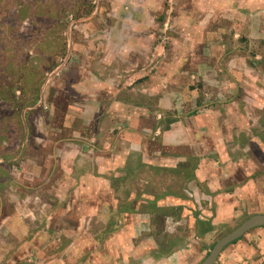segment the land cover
<instances>
[{
	"label": "crops",
	"instance_id": "crops-1",
	"mask_svg": "<svg viewBox=\"0 0 264 264\" xmlns=\"http://www.w3.org/2000/svg\"><path fill=\"white\" fill-rule=\"evenodd\" d=\"M107 1L71 24L81 23L76 37L63 33L64 72L51 99L58 105L47 107L45 118L41 110L30 116L44 135L21 143L24 159L9 168V180L0 174V203L7 204L1 193L11 180L19 196L16 216L10 209L0 216V264L21 253L19 264H64L67 257L66 264H138L143 251L156 253L159 235L179 233L173 220L187 223V248L197 249L195 231L229 207L235 179L240 203L264 194V179H252L264 170V0ZM165 2L173 8V35L167 45L155 42L156 70L140 72L145 77L127 87L124 77L150 63ZM32 152L38 157L29 163ZM31 202L39 207L25 211L22 204ZM95 218L99 223H87ZM156 256L144 264H156Z\"/></svg>",
	"mask_w": 264,
	"mask_h": 264
},
{
	"label": "rangeland",
	"instance_id": "rangeland-1",
	"mask_svg": "<svg viewBox=\"0 0 264 264\" xmlns=\"http://www.w3.org/2000/svg\"><path fill=\"white\" fill-rule=\"evenodd\" d=\"M103 1L106 2V4L108 3L107 0L106 1L103 0ZM166 1L168 2L169 0H166ZM100 3H101V0H91V4L93 5L94 9L96 6H98V8L101 7L100 9L102 10L103 7L108 6L106 4H103V3L100 4ZM27 4H29L30 6H37L34 9V11H31L32 14L34 15V17H32V18H21V17L20 18H13L14 14L30 13V6H29L28 12L24 8V7H28V6H26ZM52 6H68L69 7V6H71V1H69V0H0V11H4L5 9H8L13 13V15L12 14L8 15V19H5V20L0 19V77L2 75V71H3L4 66H6V68H5L6 75H7L8 71L10 74L9 65H8V61L10 59H11V62H13L11 64L10 68H12V66L13 67L16 66V64L19 65V63H18L19 60H17L15 56L20 55L19 52H21L20 49L22 46H24V48L27 47L26 43H24V42H25V39L28 38L27 37L28 35L25 36V34L31 32L29 27L32 26V23H34L38 26V31L37 32L34 31V33H37V38H38L37 47H39L42 44V43H39V41L42 37H45L44 34L47 33L48 30H53L52 24L54 22V17L52 15L54 14V10H53ZM165 7L163 9H166L165 13H166L167 18H165V17H164V19L161 18L160 21H159V19H157L156 21H157L158 25L156 27H154L155 34H154V39H153V45L151 46V57L152 58L150 59V63L144 62L143 64H140L138 66L140 68L137 71H144L145 70L146 72H149V73L154 72L156 70V67L158 66L156 61L153 62V57L155 55L154 52H157L156 49L155 50L153 49V47L157 44L155 42L156 41H161V42L163 41L164 45H167L169 42V39H171L170 36L173 35V26H172L173 13H171V10L173 8H172V6L171 7L168 6L166 2H165ZM94 9H93V11H94ZM39 10H45V13L42 15H39ZM60 13L64 14L65 21L68 24L70 21H73L74 16L72 13H68L65 11L62 12V10L60 11ZM91 14L86 18H89L91 16ZM26 16L27 15H23L22 17H26ZM162 17H163V15H162ZM82 20H79V21H82ZM79 21H76L75 23H78ZM71 24L68 25L69 29L64 28L62 33H66L67 30L68 31L72 30L73 32H77V31L81 32L82 26H79L81 23L79 25L78 24L71 25ZM21 28H22V30H21ZM19 30H21V35L23 37L19 35V33H18ZM24 32H26V33L24 34ZM207 32L208 31L206 30L205 39H206ZM50 36H52V35L50 34ZM208 37L210 39L212 38V36H208ZM66 39H67V36H66ZM88 41L93 42L91 39H89ZM15 43H21L19 49L15 47ZM31 46H33V47H31V48L27 47L25 49L27 52V58H26L25 62H31V64L41 66L42 62L45 59H44V57L41 56L40 53L36 52L33 49L35 47V45L32 44ZM201 46H202V42H197L195 44V52L197 53V55L200 54ZM66 49H67V47H66ZM37 51H39V50H37ZM164 53H165V51H164ZM62 57L63 56H61V57L58 56L57 58H55L54 68H52V69H54V72L52 74H50L49 71L44 72V75H43L44 80L42 81V83L40 85H34L32 88V92L34 95L36 93L39 94V99H38V102L36 104H39V103L42 104V106H40V108H41V112L44 113V115H43L44 118L50 114L49 109L47 107L52 106V104L58 105L57 101H55V103L54 102L51 103V99H52L53 94L55 92V90L53 89L52 86H53V82L59 80L61 78L63 72H64L63 71L64 69L58 68V67H61L65 64L64 58L62 59ZM141 77H145V75H141L140 72L137 73L136 77L132 76V77L127 78L125 76L124 77V84L127 87H134L136 84L139 83V79ZM17 78H18V76H17ZM46 81H48V82H46ZM127 82H129V83H127ZM43 85H45L44 87H46L45 90H47V92L40 91L42 89ZM71 90L72 89H68V95L69 96H72V94H73ZM245 94L248 95V92H246ZM56 114H57V112L55 113V115ZM43 117L42 118L40 117L37 121H35V124L41 125L43 122V119H44ZM250 123L255 124L254 121H252V120ZM32 126H33L32 136H33V133L35 135H38V136L44 135L43 132L38 131L39 129H36L34 127L33 121H32ZM42 126H45V122L43 123ZM32 140H33V138L31 139V142H29V141L28 142L32 143L33 142ZM37 140L38 139H36L35 141H37ZM254 142H256V140ZM257 144H259V145L262 144V141H260V140L257 141ZM7 147L12 148L13 147L12 143L11 142L8 143ZM37 157H38V154L32 152L31 155H29L27 157V162L30 163L32 161H35V159ZM3 163H5V162H3L2 158L0 157V164H3ZM12 170H13V168H12ZM259 174L260 175L262 174V176L257 175V177H254L252 179L256 180V178H257V180H260V177L264 179V170H263V172H260ZM11 179H12V175H11ZM262 182H263V180H262ZM256 186L259 187L258 185H256ZM15 188L16 187H15L14 181L11 180V182L7 185V187L1 193V194L4 193V195L11 197L12 200L10 201L9 197H6L5 201L7 204L0 203V216L4 215L6 209L11 210L10 216H12V217L16 216V214L14 213V210L18 207L15 206V203L13 200H14V198L16 200H18L19 196H17L15 194ZM244 188L247 190H250L249 193L251 194V196H253L252 194H254V193H252L251 190H252V188H254V186L252 187L251 182H248V184ZM263 191H264V189H263ZM238 192L239 191H237V193ZM242 196H244V195H242ZM251 201H253V200H251ZM240 204L242 206L243 212H241L240 210H237V211H235L236 215L233 212L228 217L222 216L221 217L222 219L216 220V224L209 225L211 230L209 229V233L207 235L202 236V241L200 239L195 238L196 242H199V244H197L196 242H193V243L196 244V246H198L200 249L199 248H197V249L191 248L189 250L188 248H183L181 250L179 247L178 248L179 251H175L171 255L168 253L170 250L174 249V247L168 248V250H169L168 253H166L165 250H163V253H165V255L168 254V257H172V256L175 257V259L170 260L169 263L170 264H199L205 258L204 256L206 255V251L205 252L202 251V247H203L202 245H206L209 240L216 241V240L220 239V237H222V235H224V233L229 230L228 227L230 225H231V227H233L237 222H239L243 219L241 217V214L244 215L245 217L246 216L248 217V216H251L255 213H264V194H262V196H261V201L259 199L258 202H247V203L241 202ZM214 205H215V203H214ZM38 207L39 206H36L35 202L28 203L27 206L25 205V203L22 204V208L25 211H30L31 209L35 210ZM239 212H241V213H239ZM183 218H185V217L183 216ZM211 218H213V217H211ZM10 219L12 220V222L14 221V218H10ZM1 220H3V217H1L0 221ZM5 220H6V218H5ZM5 220H3V222ZM94 221H96V223L97 222L99 223V220H97V218L87 220V223H90L91 225H93L92 222L94 223ZM173 221H177L178 225H182L181 229H180L181 234H180V232L178 233L179 235H182L181 236L182 238L189 236L188 233L184 230L185 224H184L183 220H182V222L180 220H173ZM179 221H180V223H179ZM261 230H264V228H261V227L253 228L252 230H249V232L250 231L251 232L261 231ZM5 232H6V230H5ZM197 233H199V231ZM246 237L243 238L242 240L238 241L237 244H235L234 246H231V248H229L228 251H225L224 253L222 252L220 261L217 260L215 262V264H227V262H233L231 264H236L235 261H237V259H239L242 262V264H256V262L259 261V259L264 260V257L263 258L258 257L259 253H257V254L252 253L251 247H249L247 245L248 243L246 241ZM138 239L145 242L146 237L145 236L138 237L135 239V241L133 240V242L134 243L138 242L139 241ZM96 241L99 244L103 245L104 251H101L99 256H98V259L102 260L106 255L107 245H106L105 237L103 236L102 238H100ZM261 241L264 243V234H262V233H261ZM143 242H140V243H143ZM244 242L246 243V245ZM40 244L41 243L36 242V247L38 248V251H41ZM65 244L66 243H64L63 245L65 246ZM43 245L47 246V242H43ZM183 245H185V244H183ZM152 246L157 247L158 246V240ZM57 248H56V251H60ZM231 254H234V255H231ZM21 256H22V253H21L20 257L12 256L10 258H7L6 261H4V264H19ZM58 256H60V255H58ZM149 256H153V258H155L154 253L148 252V251H143L140 254V262L138 261V264L146 263ZM33 259H35V257H33ZM50 260H53V259H50ZM67 260H69V257H67L65 259L64 264H66ZM124 263H127L126 258H125V260L121 261L119 264H124ZM50 264H59V263L57 261L53 260V261H50ZM76 264H81V262H77Z\"/></svg>",
	"mask_w": 264,
	"mask_h": 264
},
{
	"label": "trees",
	"instance_id": "trees-1",
	"mask_svg": "<svg viewBox=\"0 0 264 264\" xmlns=\"http://www.w3.org/2000/svg\"><path fill=\"white\" fill-rule=\"evenodd\" d=\"M71 1V6H52L54 10L53 30H48L45 33V37H42L39 43H42L37 47V33L38 26L32 23L29 27L30 33L24 32L25 36L28 35L25 42L27 47L31 48L32 44L35 45L33 48L36 52L40 53L44 57V61L41 66L31 64V62H25L27 58L26 48L21 47V52L19 56H15L19 60V65L12 66L10 68L11 59L8 61L9 71L6 75L5 68L3 67L2 75L0 77V157L2 158L3 164H0V174H4L6 180H9V168L12 166H19L20 160L24 159L25 149L22 142L25 140L32 139V121L30 116L41 110L40 107H34L39 99V94L35 95L32 92L34 85H40L42 83L44 72L50 71L54 68L55 57L52 53L57 52L58 56H64L67 52L66 49V38L63 37L62 31L64 28L69 29V24L75 23L76 21L85 19L93 12V5L91 0H69ZM24 7L25 10L29 11V4ZM37 6H30V13H19L14 14L5 9L0 11V19H8V15L12 14L13 18H32L34 15L31 11ZM68 12L72 13L74 16L73 21L69 24L65 21L64 14L60 13ZM45 13V10H39V15ZM27 15L26 17H22ZM22 30V28H21ZM21 30H19V35H21ZM23 32V31H22ZM79 33L75 32L74 37ZM30 34V35H29ZM50 34L52 36H50ZM50 36V37H49ZM172 36V35H171ZM23 37V36H22ZM21 43H15L16 48H20ZM39 50V51H37ZM18 76V78H17ZM15 81V82H14ZM12 143L13 147L6 149L8 143ZM6 143V144H5ZM21 144V147H20ZM18 145V146H17ZM19 160V161H18ZM12 170V169H11Z\"/></svg>",
	"mask_w": 264,
	"mask_h": 264
},
{
	"label": "flooded vegetation",
	"instance_id": "flooded-vegetation-1",
	"mask_svg": "<svg viewBox=\"0 0 264 264\" xmlns=\"http://www.w3.org/2000/svg\"><path fill=\"white\" fill-rule=\"evenodd\" d=\"M235 185L236 186H231V188H230V192H232L234 195H229L227 197L229 199V202H226L225 203V205H228L229 207L226 210L217 213L215 215V217H213V218H211V217L210 218H207L208 220L206 218L203 219V220H206L207 222L209 221V225L216 224V220L222 219L221 218L222 216H227L228 217L233 212L236 215V212L235 211L239 210V207H241L240 199H239V201L236 199V198H239V196L237 195L238 194L237 191H240V185H239V180L238 179H235ZM182 206H183L184 209H186V212H187V209L189 211H191V212L188 211V213L195 214L197 212V211H195V213H193L194 210L193 209H190L187 206V203H183ZM212 206H216V204L215 205L213 204ZM217 206H219V205H217ZM223 209H225V208H223ZM255 214H264V213H255ZM180 215L182 216V218L184 216L185 218H188L189 219V217L184 212L181 213ZM241 217L243 219L241 221L237 222L234 226L232 225L233 227H231V225H230L228 227L229 230L226 231L224 233V235H226L227 233H229L232 229H234L236 226H238L243 220H245L246 218H248L250 216H248V217L246 216L245 217L244 215L241 214ZM188 219H187V221H188ZM194 219L197 221V224H203L197 218L194 217ZM164 222H165V220H164ZM184 224H187V223L184 222ZM256 228H259V227H256ZM261 228H264V226L261 227ZM180 229H179V232L181 234V230ZM188 229H189V226L186 225L185 228H184V230L187 233L189 232ZM209 229H210V226H208L206 224V226L204 225L200 230H198L199 233H197L198 231H195L197 233L196 234V239H200L202 241V236L203 235H207L209 233ZM252 229H250V230H252ZM261 233L264 234V230H261V231H253V232H251V231L249 232V230H248L246 233H244L239 238H237V239L233 240L232 242L226 244L222 248L221 252L219 253V256L216 259V261L217 260L220 261L221 253L222 252L224 253L225 251H228L229 248H231V246H234L235 244H237L238 241L242 240L246 236H247L246 237V241L248 243L247 245L249 247H251L252 250H256V254L259 253L258 254V257L259 258H263L264 257V243L261 241ZM224 235H222V236H224ZM181 236L182 235H179L178 233H176L174 235H166L165 234V235H159L158 236V238H159L158 239V246L157 247L154 246V248L156 250V253L155 254L157 255L156 256V260H155L156 264H170V263H166V260H165L166 259V256L168 257V254H172L175 251H179V249H178L179 247H180L181 250L183 248H187V244L190 247V245L192 244V241H191L192 236H187V237H184V238H182ZM218 240H216V241H218ZM216 241L209 240L206 245H202L203 246L202 247V251L203 252L206 251V255L204 257H206L208 255L210 249L213 247V245L215 244ZM182 243L185 244V245H183ZM196 243L199 244V242H196ZM245 245H246V243H245ZM170 247H174V249H172V250L169 251L168 248H170ZM197 248H199V247L197 246ZM163 250H165L166 253H168V251H169V253L165 256V253H163ZM231 255H234V254H231ZM237 260H239V259H237ZM256 264H264V260L259 259V261H257Z\"/></svg>",
	"mask_w": 264,
	"mask_h": 264
},
{
	"label": "water",
	"instance_id": "water-1",
	"mask_svg": "<svg viewBox=\"0 0 264 264\" xmlns=\"http://www.w3.org/2000/svg\"><path fill=\"white\" fill-rule=\"evenodd\" d=\"M264 226V214H254L245 220H243L238 226L232 229L229 233L222 236L218 241L215 242L213 247L210 249L208 255L199 264H215L216 259L219 256L222 248L239 238L248 230L256 227Z\"/></svg>",
	"mask_w": 264,
	"mask_h": 264
},
{
	"label": "built area",
	"instance_id": "built-area-1",
	"mask_svg": "<svg viewBox=\"0 0 264 264\" xmlns=\"http://www.w3.org/2000/svg\"><path fill=\"white\" fill-rule=\"evenodd\" d=\"M162 43H163V41H162ZM145 71V70H144ZM138 72H143V71H137L136 73H138Z\"/></svg>",
	"mask_w": 264,
	"mask_h": 264
}]
</instances>
